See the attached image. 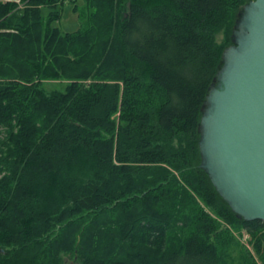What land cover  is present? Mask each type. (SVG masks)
I'll list each match as a JSON object with an SVG mask.
<instances>
[{
    "label": "trees",
    "instance_id": "1",
    "mask_svg": "<svg viewBox=\"0 0 264 264\" xmlns=\"http://www.w3.org/2000/svg\"><path fill=\"white\" fill-rule=\"evenodd\" d=\"M248 1L87 0L66 31V0H0V264H231L233 227L264 262V221L200 167L201 109Z\"/></svg>",
    "mask_w": 264,
    "mask_h": 264
},
{
    "label": "water",
    "instance_id": "2",
    "mask_svg": "<svg viewBox=\"0 0 264 264\" xmlns=\"http://www.w3.org/2000/svg\"><path fill=\"white\" fill-rule=\"evenodd\" d=\"M198 125L200 167L231 209L264 221V0L240 10Z\"/></svg>",
    "mask_w": 264,
    "mask_h": 264
},
{
    "label": "rangeland",
    "instance_id": "3",
    "mask_svg": "<svg viewBox=\"0 0 264 264\" xmlns=\"http://www.w3.org/2000/svg\"><path fill=\"white\" fill-rule=\"evenodd\" d=\"M87 0H66L64 5L63 14L61 18V26L66 31H76L85 19H81L80 11L85 8ZM49 8H43V13L48 14ZM217 40L223 42L225 40L224 32L217 34ZM67 81L64 80H50L45 84L46 88L51 91L56 88H63ZM208 208V207H207ZM209 209V208H208ZM234 234L232 243L227 248L228 261L231 264H244L247 261V254L255 258L257 263L263 264L260 255L255 250L252 242H250V234L246 229L237 230L235 227L231 228ZM63 264H76V259L73 256H65Z\"/></svg>",
    "mask_w": 264,
    "mask_h": 264
},
{
    "label": "bare ground",
    "instance_id": "4",
    "mask_svg": "<svg viewBox=\"0 0 264 264\" xmlns=\"http://www.w3.org/2000/svg\"><path fill=\"white\" fill-rule=\"evenodd\" d=\"M111 259V258H110Z\"/></svg>",
    "mask_w": 264,
    "mask_h": 264
}]
</instances>
